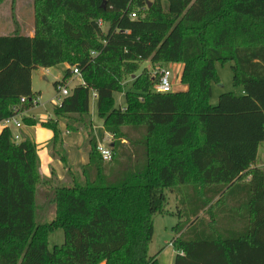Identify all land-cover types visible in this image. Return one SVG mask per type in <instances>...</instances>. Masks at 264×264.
Returning <instances> with one entry per match:
<instances>
[{"label":"trees","instance_id":"1","mask_svg":"<svg viewBox=\"0 0 264 264\" xmlns=\"http://www.w3.org/2000/svg\"><path fill=\"white\" fill-rule=\"evenodd\" d=\"M33 5V37L0 36V123L14 107L33 106L38 68L70 65L58 89L77 66L83 83L54 107L56 120L41 124L54 133L48 148L69 181L41 175L34 141L16 142L8 128L0 134V264H159L149 248L154 216L168 212L166 191L180 207L174 264H264V168L256 166L264 142V0ZM143 62L157 72L182 64L188 91L155 92L159 78L141 70ZM228 62L244 93H224L213 106L211 65ZM126 77L132 89L117 108ZM92 93L113 138L109 162L98 151ZM60 123L84 136L89 163L80 173L68 165ZM40 187L55 206L50 223L37 222ZM58 229L63 247L51 252L49 236Z\"/></svg>","mask_w":264,"mask_h":264},{"label":"rangeland","instance_id":"2","mask_svg":"<svg viewBox=\"0 0 264 264\" xmlns=\"http://www.w3.org/2000/svg\"><path fill=\"white\" fill-rule=\"evenodd\" d=\"M11 13V15L9 14ZM103 30L108 29L107 24H102ZM35 28V17H34V8L31 0H5L2 5H0V36H11V35H22L27 36L28 32H32ZM141 70L148 68L152 71L151 77L156 76L158 80L160 71L157 72L154 66L150 62L140 63ZM212 74L210 77V103L213 106H216L219 102V97L224 93L232 92L236 96H240L243 88L238 82V78L235 73V65L232 62L228 63H212ZM67 69L66 64L58 65L54 67L53 70H40L36 69L33 71L34 77V99L33 101L37 102V112L43 114L54 113V107L58 105V89L55 86L57 80L55 77L65 76ZM165 70H169L172 74V84L173 88L175 83H181L179 81L180 68L179 65H170L167 64L164 66ZM136 73V75H138ZM44 76L46 79H44ZM81 78V76H80ZM82 79V78H81ZM78 76H73L70 78L68 83L65 85L70 88V90L75 87L76 83L79 82ZM62 79H59V82H62ZM133 77H126L124 80L123 90L114 95V101L117 108L124 107L125 105V93L132 89ZM156 85V84H155ZM155 85L153 88H155ZM72 91V90H71ZM39 105V107H38ZM124 109V108H122ZM90 115L92 116L95 132L99 137V142L101 146L105 147L107 144L103 141V129L100 126V118L98 117L96 102L94 97L91 96L90 99ZM55 116V115H54ZM53 120H56L53 119ZM50 121V120H49ZM2 126V124H0ZM47 129V128H46ZM50 129H47L49 131ZM51 131V130H50ZM49 131V132H50ZM53 133V131H51ZM62 136H66L67 140L71 143L68 146V164L75 170H81L83 165L88 161V156L83 151L79 150L81 145L80 141L83 140L81 133H72V135H66V130L61 128ZM105 133V131H104ZM109 135V134H108ZM111 137V138H110ZM109 141H112L113 138L110 135ZM78 138L79 142L75 141ZM107 141V142H109ZM99 146V145H98ZM264 151H259L258 158L256 160V165L261 166L264 161ZM47 157L50 154L49 151H45ZM45 154L39 156L41 160V175L47 177L51 172L63 179L66 177L65 165L61 161H54L50 167L47 166ZM51 156V155H50ZM50 171V173H49ZM47 190L44 187L39 188L37 196V222L38 223H50L55 216V206L47 202ZM180 209L178 204V199L175 193L166 191V204L165 210L168 211L165 214H156L153 218V227L154 235L153 240L149 248V255L151 257H157L159 264H174L176 257V251L172 246V242L177 238V233L174 228L180 222L177 215L178 210ZM64 243V232L61 229L56 230L51 233L49 236V249L51 252L61 250Z\"/></svg>","mask_w":264,"mask_h":264},{"label":"crops","instance_id":"3","mask_svg":"<svg viewBox=\"0 0 264 264\" xmlns=\"http://www.w3.org/2000/svg\"><path fill=\"white\" fill-rule=\"evenodd\" d=\"M32 4H33V0H31ZM2 5V4H0ZM33 8H34V5H33ZM11 15V13H9ZM103 27V26H102ZM35 34V28L32 32H28L27 33V36H30V37H33ZM62 65V64H61ZM68 68H70V65L69 64H66ZM170 65H173V64H170ZM174 65H177V64H174ZM179 65V68L181 69L180 70V76H179V81L181 82V76H182V73H183V69H184V66L182 64H178ZM40 70H47L48 69H45V68H38ZM54 68H49V70H53ZM69 70V69H67ZM73 77V76H72ZM64 79L63 76L61 77H55V80H57L59 82V79ZM78 78L80 79L79 82L76 83L75 87L79 86V85H82L83 81L82 79L80 78V76H78ZM44 79H46V77L44 76ZM69 80H67L66 82L68 83ZM73 87V88H75ZM72 88V89H73ZM70 89V88H69ZM71 89V90H72ZM188 86L187 85H184L182 84V82L179 84V83H175L174 85V88H173V93H181V92H187L188 91ZM32 91H34V77H33V74H32ZM244 91H242L241 95H243ZM91 96H93V93L91 94ZM94 97V96H93ZM94 101L96 102V109H97V113H98V105H97V97H94ZM39 107V105H38ZM125 107V105H124ZM124 107H119V108H124ZM37 105H33L30 109H25L23 110V115H22V118L23 119H29L31 120L32 122H35L36 125H27L25 124V122L23 121V127L20 129V130H16V129H12L13 133L15 134H19L20 137H21V140L22 141L24 138H29L31 139L32 141H34L37 145H38V155L41 156L43 154H45V156L47 155L46 153H44L45 151H49V148H48V144L49 142L52 140V138L54 137V133H52L50 130L47 131L46 128L42 127V123L44 122H47L49 120H53L55 119V116H54V113L53 115L51 114H43V113H38L37 112ZM54 110V109H53ZM92 117V116H91ZM99 117V116H98ZM101 122H100V126L102 127L103 129V141L107 144V146H105L106 148H112L113 144H112V141H109V138L110 135H108L106 132L104 133V121L102 119H100ZM92 122H93V119H92ZM93 126H94V122H93ZM61 128H64V130H66V127H65V124L64 123H60V129ZM5 128L3 126H0V134L2 133V131L4 130ZM94 130H95V126H94ZM80 133V132H79ZM82 134V133H81ZM66 135H72V133L68 132L66 130ZM95 135H96V138L98 140V144L100 145L101 142H99V137L97 135V133L95 132ZM63 137V136H62ZM82 137H83V140L80 141L81 145L79 146V150L80 151H83L84 153L87 154L88 156V153L84 147V136L82 134ZM111 138V137H110ZM63 141H64V149L67 153V156L69 157V154H68V146L69 144L71 143L70 141L67 140L66 136L63 137ZM77 142H79L78 138L75 140ZM109 141V142H107ZM261 148H262V151H264V142L260 144V147H259V151H261ZM263 153V152H262ZM259 154V152H258ZM264 154V153H263ZM51 153L48 155V157L46 156V162H47V166L50 167V165H52L54 163V161H56L57 159H54L52 156H50ZM41 158V157H40ZM258 158V156H257ZM69 159V158H68ZM58 161V160H57ZM60 161V160H59ZM89 163V156H88V161L83 165H87ZM40 164H41V160H40ZM69 165V164H68ZM70 166V165H69ZM257 167L259 168H264V161L262 162L261 166H258L256 165ZM71 167V166H70ZM72 168V167H71ZM41 169V167H40ZM66 169V168H65ZM73 169V168H72ZM75 172L77 173H80L81 170H75L73 169ZM66 171V177L63 178V179H60L59 177V180L62 181V182H67L69 181L68 180V176H67V169L65 170ZM48 176L45 177V178H50L51 175H52V172L51 174H48L47 172H45ZM50 173V171H49ZM39 192V191H38ZM38 194V193H37ZM38 196V195H37ZM37 196H36V204H37ZM101 264H106L105 262L101 263Z\"/></svg>","mask_w":264,"mask_h":264},{"label":"built area","instance_id":"4","mask_svg":"<svg viewBox=\"0 0 264 264\" xmlns=\"http://www.w3.org/2000/svg\"><path fill=\"white\" fill-rule=\"evenodd\" d=\"M131 18L132 19L137 18V14L132 13ZM99 24L102 26V24H103L102 21H100ZM93 55H95V53H93ZM71 74L73 76H81L80 70L77 66H74L71 68ZM159 75H160V77H159L158 82L155 85L154 91L157 93H160V94L172 93L173 92V84H172V80H171V78H172L171 72L169 70L162 69L160 71ZM58 94H59L58 105H61L63 99L70 96L71 90L65 84L59 85L58 86ZM93 96L97 97L96 93H93ZM26 102H27L26 98H21V101H20L21 104H25ZM37 104H38L37 102L33 101V105H37ZM13 112H14V115L4 119L0 124H2V126L5 129L8 128L10 130H12V129L20 130L23 127V118H22L23 112L18 107H14ZM13 137H14V140L16 142H20L21 137L19 134L13 133ZM98 151H99L102 159L105 162H109L112 160L113 153H112L111 148H106V147L99 145Z\"/></svg>","mask_w":264,"mask_h":264},{"label":"water","instance_id":"5","mask_svg":"<svg viewBox=\"0 0 264 264\" xmlns=\"http://www.w3.org/2000/svg\"><path fill=\"white\" fill-rule=\"evenodd\" d=\"M113 147V146H112Z\"/></svg>","mask_w":264,"mask_h":264}]
</instances>
